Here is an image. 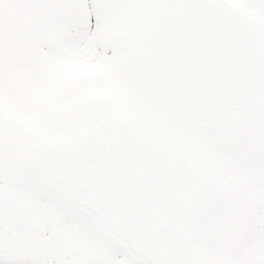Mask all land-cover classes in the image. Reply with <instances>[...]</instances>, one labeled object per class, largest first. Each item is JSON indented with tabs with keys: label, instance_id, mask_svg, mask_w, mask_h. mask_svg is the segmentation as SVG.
Returning a JSON list of instances; mask_svg holds the SVG:
<instances>
[{
	"label": "snow or ice",
	"instance_id": "obj_1",
	"mask_svg": "<svg viewBox=\"0 0 264 264\" xmlns=\"http://www.w3.org/2000/svg\"><path fill=\"white\" fill-rule=\"evenodd\" d=\"M0 264H264V0H0Z\"/></svg>",
	"mask_w": 264,
	"mask_h": 264
}]
</instances>
